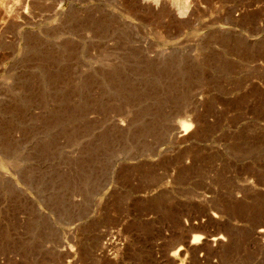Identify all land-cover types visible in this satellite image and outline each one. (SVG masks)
I'll return each mask as SVG.
<instances>
[{
    "label": "rangeland",
    "instance_id": "rangeland-1",
    "mask_svg": "<svg viewBox=\"0 0 264 264\" xmlns=\"http://www.w3.org/2000/svg\"><path fill=\"white\" fill-rule=\"evenodd\" d=\"M71 4L0 0V264H264V0L136 13L114 74Z\"/></svg>",
    "mask_w": 264,
    "mask_h": 264
},
{
    "label": "bare ground",
    "instance_id": "bare-ground-1",
    "mask_svg": "<svg viewBox=\"0 0 264 264\" xmlns=\"http://www.w3.org/2000/svg\"><path fill=\"white\" fill-rule=\"evenodd\" d=\"M71 1L72 4L70 8L74 11L71 10L74 14L73 18L75 17V21L73 22L75 24L80 22L83 28L91 33L90 36L97 38L99 64L96 66L98 70L113 74L133 71V48L136 49V51L139 50L140 53L144 54L149 59L157 57L156 54H149V52L154 51L151 50L152 45L148 40L145 41L141 38L138 39V36H134V33H137L140 28V25L133 22V17H135L134 14L137 13L140 16L139 18H142V21L143 18H147L145 16L151 15L154 18L181 24L187 21L189 22V20L192 21L191 18L194 16L196 8L199 6L197 5L199 0ZM91 1H95L96 4L94 6H89L88 3H92ZM77 4L80 8H76ZM200 8H202L201 5ZM203 10L205 9L203 8ZM225 29L227 30V28ZM93 69H95V67H93ZM219 239H221L220 236L213 238L214 241Z\"/></svg>",
    "mask_w": 264,
    "mask_h": 264
},
{
    "label": "snow or ice",
    "instance_id": "snow-or-ice-1",
    "mask_svg": "<svg viewBox=\"0 0 264 264\" xmlns=\"http://www.w3.org/2000/svg\"><path fill=\"white\" fill-rule=\"evenodd\" d=\"M197 239H199V237H197Z\"/></svg>",
    "mask_w": 264,
    "mask_h": 264
}]
</instances>
